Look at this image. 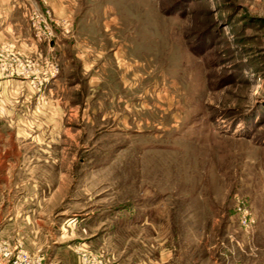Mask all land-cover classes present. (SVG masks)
Segmentation results:
<instances>
[{"label": "rangeland", "instance_id": "1", "mask_svg": "<svg viewBox=\"0 0 264 264\" xmlns=\"http://www.w3.org/2000/svg\"><path fill=\"white\" fill-rule=\"evenodd\" d=\"M31 1L56 38L30 56L0 42V247L35 264H264V0ZM49 58L79 85L56 96L58 76L19 73ZM34 193L44 221L24 247L32 221L1 228Z\"/></svg>", "mask_w": 264, "mask_h": 264}, {"label": "crops", "instance_id": "2", "mask_svg": "<svg viewBox=\"0 0 264 264\" xmlns=\"http://www.w3.org/2000/svg\"><path fill=\"white\" fill-rule=\"evenodd\" d=\"M39 2V0H38ZM53 5H55L57 2H59V0H52ZM36 4L37 1H36ZM35 2L33 1H29V0H0V42H7L9 44L12 45V47H14L17 51H19L21 54L25 55V56H30L31 54H37V51L41 50V46L36 44V42L33 40L32 36H31V29L29 26V22H28V13L30 11V9L36 5ZM55 8H53L55 10V12L61 16L62 13L64 12V8L66 7L65 5H61L58 4L57 6H54ZM64 44V43H63ZM87 66V65H86ZM89 67V66H87ZM61 70L60 73L57 75L58 77L54 80H52L48 91H51V88H53L56 91V96L59 94L58 91H63L65 92V88H71V86H76L79 85V83L77 82L78 80H72L70 81L64 78H61V76L63 77L64 75V66H60ZM104 80L101 79H94V78H85V84L90 85V87H92L95 83H102ZM4 82V86L9 88H13V87H18L20 86L19 82L22 85V81L16 79V78H8L6 76ZM62 92V93H63ZM61 94V93H60ZM9 94L8 91L6 89V97L8 98ZM13 96H16V94H14L12 92V94L10 93V97L13 101ZM5 180L7 179V176L4 177ZM7 182V181H5ZM8 194V193H7ZM35 195V196H34ZM33 197H25L21 196V198H14L12 200H14V207L15 210H13L14 213H12L10 215V217L5 221V223L3 224V227L1 228L2 230H4V235H7V232L10 229V225L14 222H17V217L18 215H20V223L21 224H26L29 223V221H32V224H34L36 226L35 230H33V232L30 233V229L29 226L24 228L23 226L20 229H16V239L14 241H16L15 243H20L22 246H29V240L32 238H40V236L38 237V225L40 224V222L44 221L42 220V218L38 217L39 216V210L41 209L38 207V202L39 199L41 197L38 196V193H34ZM6 199H8L6 197ZM30 199V200H35V201H31V205L28 208H26L24 206V203H27L26 200ZM37 204V205H36ZM8 205V204H7ZM18 206H20L21 208H18ZM20 209V210H19ZM27 226V225H26ZM1 230V231H2ZM28 230V234L25 233V231L27 232ZM41 233V232H40ZM7 239H9L8 237H6ZM13 240V239H10Z\"/></svg>", "mask_w": 264, "mask_h": 264}, {"label": "built area", "instance_id": "3", "mask_svg": "<svg viewBox=\"0 0 264 264\" xmlns=\"http://www.w3.org/2000/svg\"><path fill=\"white\" fill-rule=\"evenodd\" d=\"M28 22L34 41L37 43L45 42L49 45V47H53L56 36L52 28V22H57L55 21L52 12L48 8H32L28 13ZM61 23L59 24L64 28L68 25L67 23ZM18 65L20 67L19 73L22 75H26L31 69L32 73L43 69L42 82L44 83L55 78L59 74L60 68L58 62L50 58L48 60L36 59L32 62L29 60L18 59ZM42 82L41 80L38 81V83ZM237 210L240 219L244 224L249 225L252 223L253 220L243 205L237 206ZM0 251L2 252L3 257L7 258V264H35L37 261L24 251L18 250L15 253L10 252L5 244L1 245Z\"/></svg>", "mask_w": 264, "mask_h": 264}]
</instances>
